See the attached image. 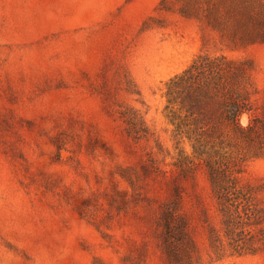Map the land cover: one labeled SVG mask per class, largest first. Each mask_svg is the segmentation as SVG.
<instances>
[{"label": "rangeland", "instance_id": "obj_1", "mask_svg": "<svg viewBox=\"0 0 264 264\" xmlns=\"http://www.w3.org/2000/svg\"><path fill=\"white\" fill-rule=\"evenodd\" d=\"M234 1L0 0V264H175L158 223L175 201L191 264H264L260 242L256 253L227 246L203 164L179 176L164 110L170 78L224 55L251 61L264 118V43L231 41L258 24ZM130 109L146 137L127 133ZM239 169L264 208V156ZM246 228L264 235V221Z\"/></svg>", "mask_w": 264, "mask_h": 264}, {"label": "trees", "instance_id": "obj_2", "mask_svg": "<svg viewBox=\"0 0 264 264\" xmlns=\"http://www.w3.org/2000/svg\"><path fill=\"white\" fill-rule=\"evenodd\" d=\"M234 2L258 24L251 31L244 30L238 38L232 35L231 41L242 46L264 43V3L261 0ZM191 11L187 8L181 13L200 19L198 12ZM204 18L220 29L210 11ZM251 69L250 60L201 54L165 83L164 110L173 127L172 138L177 150L175 168L179 176L186 177L198 164H203L222 215L226 244L238 254L256 253L260 249L257 243L264 244L261 229L255 234L246 228L264 221V208L256 204L255 188L240 184L237 177L244 162L264 156V118L253 114L251 97L255 88ZM137 114L130 109L123 112V117L129 136L139 139L146 137L149 129ZM243 115L248 116L245 124L241 120ZM184 144H188L190 151L180 147ZM158 223L163 229L165 253L175 259V264H191L188 248L195 250V243L187 219L179 213L177 201L165 204ZM213 247L224 248L222 237L214 236Z\"/></svg>", "mask_w": 264, "mask_h": 264}]
</instances>
